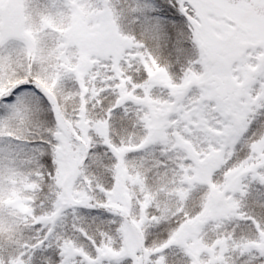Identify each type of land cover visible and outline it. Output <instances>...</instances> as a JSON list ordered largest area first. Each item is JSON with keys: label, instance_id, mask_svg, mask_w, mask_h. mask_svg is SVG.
I'll return each mask as SVG.
<instances>
[{"label": "snow or ice", "instance_id": "obj_1", "mask_svg": "<svg viewBox=\"0 0 264 264\" xmlns=\"http://www.w3.org/2000/svg\"><path fill=\"white\" fill-rule=\"evenodd\" d=\"M0 264H264V0H0Z\"/></svg>", "mask_w": 264, "mask_h": 264}]
</instances>
